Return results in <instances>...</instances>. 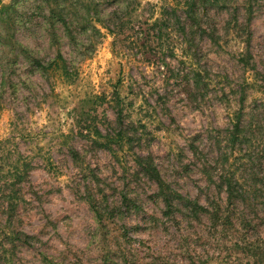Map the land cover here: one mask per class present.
<instances>
[{
  "label": "rangeland",
  "instance_id": "rangeland-1",
  "mask_svg": "<svg viewBox=\"0 0 264 264\" xmlns=\"http://www.w3.org/2000/svg\"><path fill=\"white\" fill-rule=\"evenodd\" d=\"M181 2L64 0L76 39L55 23L53 45L45 3L0 0V8L12 5L16 17L12 39L43 62L60 52L72 74L44 75L0 43V184L20 159L33 166L17 185L21 200L12 218L0 195V264H246L253 259L236 246L239 232L258 242L256 252L264 251L263 225L248 235L212 221V212L226 216L229 206L197 170L226 150L217 146L241 95L245 113L262 98L254 81L255 71L264 76V0L252 5L249 48L242 29L247 6L229 0L228 13L212 10L204 19L206 33L197 31L190 51L177 24L168 21L178 8L184 23ZM247 50L255 71L240 62ZM193 72L200 74L198 85ZM82 121L113 139L94 143L93 133L79 132ZM262 143L254 140L252 148ZM191 144L202 158L191 153ZM70 149L79 153L76 161ZM136 155L151 156L173 189L211 213L194 218L179 206L174 218H165L155 184L135 166ZM125 197L137 209L125 211ZM18 232L30 237L29 245Z\"/></svg>",
  "mask_w": 264,
  "mask_h": 264
},
{
  "label": "trees",
  "instance_id": "trees-1",
  "mask_svg": "<svg viewBox=\"0 0 264 264\" xmlns=\"http://www.w3.org/2000/svg\"><path fill=\"white\" fill-rule=\"evenodd\" d=\"M46 4L49 9V16H47V23L49 25L50 40L53 45L58 44V38L55 31V23H60L64 28L66 35L75 41V37L72 33V26L74 22L70 20V15L64 8V0H40ZM246 7L247 19L244 25V31L246 33L245 45L249 48L250 45V32L249 23L252 17L253 3L256 0H243ZM181 11L185 16L184 23L181 16L178 14V8H173L169 13L168 21L170 23L177 24V30L182 33L183 41L187 46V51L191 49V43L194 41L195 34L200 31L202 34L206 33L203 29L204 19L209 18V13L212 10L229 11V0H182L180 3ZM12 5H3L0 8V30H4V34L0 33V43L13 47L14 51H19L25 59L29 61L31 67L41 72L44 75H50V73H57L63 79H69L71 77V71L65 58L60 52L49 62H43L38 57L34 56L31 50L17 44L11 36L10 30L13 26V21L16 17H11ZM171 17V18H170ZM174 22H172V20ZM15 23V22H14ZM234 23L237 24L236 18ZM158 22H155V25ZM237 26H243L237 24ZM160 29L161 25H159ZM187 27V29H186ZM3 32V31H1ZM158 36L162 35L161 30L157 32ZM211 40L213 34H209ZM214 41V40H213ZM52 45V44H51ZM247 48V49H248ZM247 55L240 59V62L247 68L255 71L254 66L250 65L249 50L246 51ZM200 74L198 72L192 73V82L195 85L200 83ZM255 83L257 91L262 94L260 100H255L249 113L244 112V101L246 99L243 93L240 97V108L235 112L229 130L222 138L221 144L217 147H221L222 143L226 146V150L221 152L218 157L205 159L197 169L202 175L203 180L208 185H214L218 192L225 194V202L229 206V214L226 216L212 212V221L225 224H229V230L241 228L248 235L250 232L256 230L259 226H264V76L255 71ZM118 118L122 112L117 111ZM246 116H250L249 119H245ZM121 122V121H120ZM81 125V126H80ZM79 132L86 134L89 137L93 133L94 143H99L98 139L107 140L109 143V135H102V133L91 122L82 121L78 124ZM123 137H118L117 143H120ZM262 141L263 145L261 149L252 148L255 144L253 141ZM109 147V146H108ZM191 153L195 157L202 158V153L191 144ZM110 149V148H109ZM69 154L76 161L79 153L70 149ZM237 155V156H236ZM229 161V165L228 164ZM135 166L139 168V171L150 180L156 186V197H158L163 205V216L165 218H172L178 211L179 206L185 209L192 217L196 218L201 213H211L205 207L201 206L196 198L191 199L188 196L181 195L178 191L172 188L162 177L159 169L155 165L151 156H139L134 158ZM32 165L27 160L20 159L14 163L7 172L9 180L3 181L0 184V195L3 202L6 205V212L8 217L12 218L16 212L21 197L18 196L17 185L25 182L29 177V172L32 170ZM88 203L93 210L95 217L98 221L102 220L101 213L96 209L95 200L93 197H89ZM123 203L125 205V211L131 209H137L133 200L124 198ZM218 207V206H217ZM263 210V211H262ZM174 218V217H173ZM241 230V231H242ZM241 239H238L236 246L238 245L242 253L253 260L248 261L246 264H262L264 262V251L258 248L259 253L256 252V247H259L258 242H253L245 238V234H242ZM22 235L24 240L21 241L24 245H29L30 237L18 232L16 237ZM8 244H14V240L10 237H6ZM257 243V244H256ZM249 258V259H250Z\"/></svg>",
  "mask_w": 264,
  "mask_h": 264
}]
</instances>
